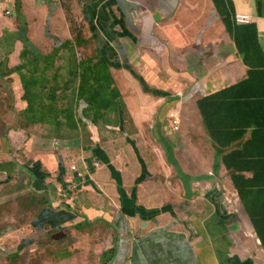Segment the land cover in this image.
<instances>
[{"label":"crops","instance_id":"1","mask_svg":"<svg viewBox=\"0 0 264 264\" xmlns=\"http://www.w3.org/2000/svg\"><path fill=\"white\" fill-rule=\"evenodd\" d=\"M230 1L235 15L253 17L264 49V0ZM63 3L0 0V80H19L20 51L29 46L31 32L41 31L45 18L50 23V28L44 27L49 38L61 43L71 39L65 10L59 8ZM74 3L97 50L86 60L95 61L98 51L105 56L125 105L124 117L131 122H106V128L121 130V140L100 131L103 120L96 124L86 120L84 129L77 131L80 134L57 137L55 143L36 130L38 124L32 125L35 129L12 130L8 140H1L0 188L6 191L1 200L18 197L20 203L28 202L29 216H15L0 225V264H264V212L248 214L237 192H231V180L222 165L214 184L210 162L179 152L183 145L215 149L198 106L203 98L231 93L217 116L222 128L234 130L232 134L244 132L231 150L240 151L252 139L256 123L264 116L256 104V96L264 100V82L246 83L250 68L214 0ZM17 5L26 27L18 23ZM45 6L58 7L61 14L54 9L46 15ZM241 83L244 88L237 90ZM173 98L177 101L165 108ZM58 104L62 111L67 106L62 101ZM26 105L18 98L19 110ZM176 109L178 129L190 122L197 145L165 136L170 121L165 124L161 117ZM186 109L194 110L195 120L186 117ZM150 130L151 140L158 142L152 151L137 140L138 134L149 139L145 134ZM257 144L252 145L253 152L264 149L261 142ZM197 161L207 166L199 165L207 179L191 178ZM244 175L252 177V173ZM224 176L229 182L219 183ZM251 201L248 208L252 209ZM258 201L264 203L261 198Z\"/></svg>","mask_w":264,"mask_h":264},{"label":"trees","instance_id":"2","mask_svg":"<svg viewBox=\"0 0 264 264\" xmlns=\"http://www.w3.org/2000/svg\"><path fill=\"white\" fill-rule=\"evenodd\" d=\"M214 2L227 31L235 40L239 55L243 58L245 65L250 68L246 83L264 82V49L258 39L255 24L237 25L234 21L235 10L231 1L214 0ZM15 9L18 23L20 26L26 27L27 23L19 12V5ZM70 28L72 31L71 22ZM76 44H81L79 37H75L74 41L71 39L65 41L63 47L71 48L72 57L70 64L62 63L61 65L56 63V59H59L61 54L42 53L40 57L35 54L30 44L22 47L20 51L21 65L17 69L19 80L14 81L12 85L15 95L18 91L21 94L20 98L27 102L26 107L20 111V115L23 114L26 119L24 121L23 118L19 128H29L30 120L32 124L48 122L54 127L56 136L64 138L72 137L70 134H76L80 126L85 127L86 120L92 124H96L100 120L110 122L112 120L109 117L110 112L115 114L116 125H120L121 120L126 118L124 117L125 105L121 99L120 90L109 73L105 56L101 51H98L95 61L94 58L79 59L75 53ZM62 60H64L63 56ZM244 86L245 84L242 83L237 85V90ZM39 87L40 90L37 91ZM230 94L229 92H220L210 98H203L198 102V106L209 137L215 145L216 157L231 180V192H237L248 214L252 217L254 211L258 215L264 212V207L261 205L264 203L258 201L260 198L264 200V149L257 150L258 152L252 150V145L258 142L256 147L260 145V142L264 145V116H261L263 120L256 123V128L253 130L250 141L254 143L247 142L240 151L231 150L233 141L239 139V136H243L244 132L237 135L232 134L234 130L222 128L217 118L218 111L222 108V101H225ZM256 97L259 99L256 104L260 106L264 114V100H260L263 99L261 97ZM59 101L67 105L66 108L63 107V111L61 108L57 110ZM81 101L86 106L80 117L75 112L74 106L80 105ZM207 103L208 106H206ZM54 106L55 108H53ZM246 106L249 107V105ZM225 107L229 106L225 105ZM51 108L62 114H51ZM75 117H79L78 121L80 122H77ZM64 118L67 120L63 121ZM78 134L80 133L78 132L76 135ZM223 139H225L224 142ZM244 173H252V177L246 178ZM249 199L252 200L250 203L252 209L248 208ZM254 203L256 204L255 209Z\"/></svg>","mask_w":264,"mask_h":264},{"label":"rangeland","instance_id":"3","mask_svg":"<svg viewBox=\"0 0 264 264\" xmlns=\"http://www.w3.org/2000/svg\"><path fill=\"white\" fill-rule=\"evenodd\" d=\"M60 1L64 2L63 6H61L59 8H63L65 10L66 19H67V23L69 24V27H70V22H71V26H72L71 40L74 41L75 37L84 38V41L81 42V44L75 45V53H77L79 59L93 55L97 50H96V47L94 45V41L90 38L91 36H89V27L87 26V23L85 22V20H82L80 18V15L77 12L78 7L76 6V3H74L75 0H60ZM43 9H44V12H46V15H48V12L50 10L58 9V7H53L52 9H49L47 6H45ZM58 10H59V13L61 14V9H58ZM53 14H57V11L54 12ZM40 19L42 20V17ZM33 20L35 21V18ZM44 22L45 23H43V21H42V24H40L41 25V31L36 30L34 32H31V34L28 38V44H30V47L32 48V50L35 52V54L37 56L41 57L42 53L43 54L46 53L48 55L58 53V54H61V56L59 59H56L57 65H61L62 63L70 64V59L72 57V50L70 51L71 48L67 47L68 49H66L65 47H63V45L65 43L64 40L62 41L63 43H61V41H58V40L53 41V39L49 38L48 36L50 35V33L48 31H44V27L47 26L50 28V23L46 24L47 18L44 19ZM62 26H63V21H61L59 23L58 27L62 28ZM70 30H71V28H70ZM38 40L44 41L45 44H39L38 45V43H37ZM62 56L64 57V60H62ZM16 74H17V72H16ZM13 83H14V80L10 77H6V78L0 80V144H1V140H3L4 138L7 139V134L9 132H11L12 130H18L19 124H20V122H22V120L24 118L23 114L20 115L21 110H19V107L17 106L18 101H17V98L15 96V91L10 88V87H12ZM38 90H40V87L37 89V91ZM176 101L177 100L174 98L171 99L170 104L166 105L165 108L169 109ZM66 103L69 104V102H66ZM71 103H72V101H71ZM83 103L81 101L80 105L76 104L74 106L75 112L80 117L82 116V109L84 110V108L86 106ZM61 107H62L61 104H58V108H61ZM64 107H67V106L64 105ZM181 107L182 106H180V108ZM53 108H55V106ZM50 111H51V114H54V113H58L59 115L62 114L61 112L53 111L52 108ZM173 111H175V110H172L170 112H173ZM64 115H67V114L65 113ZM166 115H167L166 117H161V120H164L165 124H167L169 122L168 113H166ZM185 115L189 119H194V116H195L194 110L186 109ZM109 117H110V119L115 120L113 118L112 113L109 114ZM78 118L79 117H75V120L77 122H80V121H78ZM25 119L26 118H24V121H25ZM64 119L65 120H63V121L67 120V118H64ZM129 119H130L129 117H126V119H124L127 121V124L131 122V120H129ZM103 121H105V120H103ZM100 122H101V120H100ZM29 124H30V127L33 125L31 120H30ZM37 124H38V126L35 127ZM42 125H40L39 123H35L34 127L37 128L36 130H38V131L41 130V133L47 134V136L50 137V143H52V142L55 143L56 141L54 139H57V136H56L54 127L50 123H45ZM181 127L182 128H179V130H177V131H174L170 127H167V129L165 130V136L174 135L178 139L182 138V139L191 140L194 145H197V142H198L197 138H196L197 134H193L192 130H190V122L183 124V126H181ZM81 129L83 130L84 126H80V130ZM102 130H104L105 134L108 133L109 136H112L115 138L121 136V138L119 140L122 139L123 134H122L121 130H113V129L106 128V121L101 123L100 131H102ZM76 134H70V135L73 137ZM130 134L134 136L135 130H132L130 132ZM137 136H139V138L137 140H139L141 143H143L144 148L145 149L148 148L147 150L152 151L153 148L156 147V145L158 143V142L151 140V139H153V136H154V134L151 130L145 134L146 138H149L150 140L149 139H146V140L142 139L141 134H138ZM21 139H22V136H21ZM105 139H107V138L105 137ZM182 142H185V141H182ZM153 143H155L154 146H153ZM197 147H198L197 149H195L193 147H191V149H188L185 145H183L179 148V152L181 153V155L183 157L186 154H193V156H194V154H196L197 159L199 157L200 161L205 159L206 161L210 162L212 165V172L209 175H212V180H213L214 184H216L217 179L219 177L221 164H220V160H218V161L216 160L215 149H211L209 145H208V147H206V145L197 146ZM165 152H166V150H164V154H165ZM165 155L167 156V154H165ZM216 161L218 162L217 165H216ZM200 164H202V163L199 161H197L195 163L196 169L191 171V173H192L191 178H193V179L200 178L201 180L207 179L204 177V175L201 176L203 174V172H202L203 170H202V168H200V166H199ZM202 165L204 168L207 167L205 164H202ZM216 168H218V169L216 170ZM139 170H140V168H138V171ZM174 179L178 180L179 178L176 176ZM225 181L227 183L229 182V179L227 176H224L223 178H221L219 183H223ZM8 190L9 189L7 188V191ZM20 191H22V190H19V192ZM5 194H6V191L3 188H0V204H1L0 205V225L1 226H3V222L5 220L11 219L15 216L18 219H22L24 217L29 216L26 212V209L28 207V202L22 204V203H20V198H18V197L15 199L3 201V200H1V197H3V195H5ZM34 194H36V192H34ZM45 196L46 195L44 193L41 196L40 200L45 198ZM56 199L57 198H55V200ZM40 202L41 201H39L38 203H40ZM7 222H13V221L10 220ZM7 222H5L6 226L8 225ZM12 228H13V225H12Z\"/></svg>","mask_w":264,"mask_h":264},{"label":"built area","instance_id":"4","mask_svg":"<svg viewBox=\"0 0 264 264\" xmlns=\"http://www.w3.org/2000/svg\"><path fill=\"white\" fill-rule=\"evenodd\" d=\"M252 19L253 18L250 15H247V14H237L235 16V21H236L237 24H248V23L252 22ZM262 39H263V45H264V35H263ZM169 118L171 120L172 128L175 131H177L179 123H180L178 112H176V111L170 112ZM71 170L78 171L77 172V176H82L81 173L79 172L77 166H72ZM64 197H66V195Z\"/></svg>","mask_w":264,"mask_h":264},{"label":"clouds","instance_id":"5","mask_svg":"<svg viewBox=\"0 0 264 264\" xmlns=\"http://www.w3.org/2000/svg\"><path fill=\"white\" fill-rule=\"evenodd\" d=\"M237 15V14H236ZM235 15V16H236ZM248 15V14H247ZM235 16H234V18H235ZM251 16V15H250ZM252 17V16H251ZM253 18V17H252ZM253 20L254 19H252V22L251 23H253ZM234 21H235V19H234ZM236 22V21H235ZM251 23H248V24H251ZM248 24H244V25H248ZM20 67V66H19ZM16 98H17V101H18V98L20 99V100H22L20 97H21V94L18 92V91H16ZM22 101H24V100H22ZM170 111H172V110H170ZM170 111L168 112V118H169V114H170ZM176 112H178V115H179V117H180V112L178 111V109H176L175 110ZM169 121H170V123H171V120H170V118H169ZM170 123H168V125H169V127L172 129V130H174L173 128H172V126H171V124ZM179 130V129H178ZM175 131V130H174Z\"/></svg>","mask_w":264,"mask_h":264},{"label":"water","instance_id":"6","mask_svg":"<svg viewBox=\"0 0 264 264\" xmlns=\"http://www.w3.org/2000/svg\"><path fill=\"white\" fill-rule=\"evenodd\" d=\"M161 212H162V211H160V212H157V214L159 215Z\"/></svg>","mask_w":264,"mask_h":264}]
</instances>
